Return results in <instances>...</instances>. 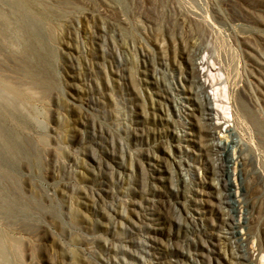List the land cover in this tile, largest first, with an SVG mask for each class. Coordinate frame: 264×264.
Wrapping results in <instances>:
<instances>
[{"label": "rangeland", "instance_id": "rangeland-1", "mask_svg": "<svg viewBox=\"0 0 264 264\" xmlns=\"http://www.w3.org/2000/svg\"><path fill=\"white\" fill-rule=\"evenodd\" d=\"M0 264H264V0H0Z\"/></svg>", "mask_w": 264, "mask_h": 264}, {"label": "bare ground", "instance_id": "bare-ground-1", "mask_svg": "<svg viewBox=\"0 0 264 264\" xmlns=\"http://www.w3.org/2000/svg\"><path fill=\"white\" fill-rule=\"evenodd\" d=\"M206 58V57H205ZM204 57H203V60L201 59L200 63H201V70L203 72H205V70H207L204 66ZM207 61V60H206ZM207 65V64H206ZM144 80V79H143ZM189 80V79H188ZM202 80V79H201ZM213 81V79H212ZM158 83V82H157ZM184 83V82H183ZM211 83V81L209 79H203V84L204 85H207ZM212 84V83H211ZM181 89V88H180ZM186 90V89H185ZM194 93V92H193ZM167 94V93H166ZM169 94V93H168ZM163 96H167L168 95H164V94H161ZM183 95V94H182ZM162 96V97H163ZM183 97V101H187L185 100V98H191L190 96H182ZM207 97L211 100L212 104L209 105V109L211 111V114H214L213 116H210V117H205L206 118V123L209 125V134L212 135V136H216L218 135L220 137V141L218 142H212V147L213 149L217 150L218 152H220L219 156H218V160L220 161V168H222V171H227L229 165H230V162H235V159H234V155L231 154L230 151H234V145L231 144V140H230V137L228 135V130H229V126L226 124V123H223V124H219L217 121V114H218V103H217V100H218V94L217 92L214 90V89H211L208 91L207 93ZM158 100V99H157ZM223 101V100H222ZM154 102V101H153ZM181 104H182V109L184 111V114H188V110L187 108L185 107V103L180 101ZM183 113V112H182ZM198 114V113H197ZM224 114V113H223ZM222 116V115H221ZM220 116V117H221ZM227 118V117H226ZM226 121V120H225ZM205 125V124H204ZM203 125V126H204ZM206 127V126H205ZM202 128V127H201ZM207 128V127H206ZM206 130V129H205ZM207 131V130H206ZM202 135V134H201ZM213 139H211L212 141ZM209 142V141H208ZM206 145V144H205ZM207 146H205L206 148ZM223 150L225 151H229L230 153H227V154H224L223 153ZM211 151V150H210ZM233 153V152H232ZM217 155V154H216ZM241 158V157H240ZM239 161V160H238ZM236 163V162H235ZM243 165V164H242ZM243 167V166H242ZM205 168V167H204ZM212 168V167H211ZM216 170V169H215ZM212 173V172H211ZM237 177V175H236ZM192 178V177H191ZM229 179V178H228ZM230 183H235L236 184V179L233 178L232 180H230ZM223 186V185H222ZM224 189V188H223ZM238 189V188H237ZM240 191V190H239ZM233 195H238V191H234L232 193ZM228 196V195H227ZM239 198V197H238ZM223 199V198H222ZM234 203V202H233ZM224 204V203H223ZM236 204V203H235ZM118 205V204H117ZM227 205V204H226ZM110 206V205H109ZM234 207V206H232ZM236 220V219H235ZM229 222V221H228ZM227 223V222H226ZM241 227V226H240ZM229 229V228H228ZM240 230V229H239ZM236 233V231H235ZM256 239V238H255ZM233 240V239H232ZM210 249V248H209ZM238 252V251H237ZM258 254V253H257ZM256 254V255H257ZM262 255V254H260ZM254 257H257V256H254ZM252 261V260H251ZM257 262V261H256ZM245 263V262H244Z\"/></svg>", "mask_w": 264, "mask_h": 264}]
</instances>
